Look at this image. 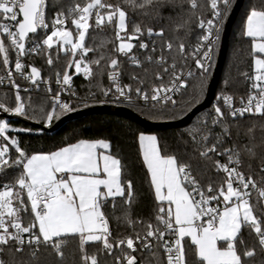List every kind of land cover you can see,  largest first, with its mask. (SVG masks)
<instances>
[{
    "label": "snow or ice",
    "instance_id": "1",
    "mask_svg": "<svg viewBox=\"0 0 264 264\" xmlns=\"http://www.w3.org/2000/svg\"><path fill=\"white\" fill-rule=\"evenodd\" d=\"M234 3L0 0V264H46L45 254L69 264L72 243L71 264H264V138L256 137L257 124L264 132V0L246 11L245 94L221 91L175 147L137 133L147 215L137 212L140 193L110 139L29 151L25 136L35 129L9 119L51 128L111 98L183 120L204 101ZM124 60L133 66L127 83ZM75 77L87 82L84 95Z\"/></svg>",
    "mask_w": 264,
    "mask_h": 264
},
{
    "label": "trees",
    "instance_id": "2",
    "mask_svg": "<svg viewBox=\"0 0 264 264\" xmlns=\"http://www.w3.org/2000/svg\"><path fill=\"white\" fill-rule=\"evenodd\" d=\"M236 1L237 0H235L234 6L236 4ZM253 2L259 5L260 0H245L243 7L238 14L239 16L235 24L233 25L232 28L233 30L229 39L230 46L226 56L227 59L222 72L223 75L218 85L219 88L217 90L216 96L221 91H227L229 94H233L235 97L238 98L241 95H244L246 92L247 84L245 82L242 73L251 72V61L253 54L251 51V42L249 38H246L243 35V29L246 21V11L249 7V4ZM145 22L154 24L155 20L145 21ZM156 43L159 44V41L157 40ZM220 43L221 40L218 43V46L215 51V56H214L215 60H214L213 68L215 67L218 60L217 56L221 47ZM134 52H136V54L138 56H141L142 58L143 54L140 50L134 49ZM33 64L41 69L43 75L47 76L51 74L50 69L44 62L42 56H39L37 60L33 62ZM62 65H63V61H61V63L58 64L56 67L60 68L62 67ZM213 68L211 69L210 79L213 74L212 73ZM123 69H124L122 75L123 82L125 83L130 82L129 73L133 71V66L130 63H128L126 60H124ZM210 79L208 81V84L210 83ZM225 80L228 81L227 88L225 87L224 84ZM76 83L80 95H84L86 93L85 85L87 82L84 81L82 78H78L76 80ZM103 83L105 86H108V80L106 78ZM98 98L103 99V97H98ZM97 105H101V103H92L89 107H96ZM129 108L152 122L154 121L169 122L165 120L164 117L172 114L170 112L164 113L158 110L153 111L150 107L143 105L129 106ZM210 109L211 107L205 111L200 112L196 116V118L198 116L203 115L206 111ZM196 118L191 124L183 127L182 129L150 131V130H145L143 127L137 125L135 122L126 118L123 119L113 115L87 116V117H83L80 120H77L76 122H72L68 124V126L62 128L59 132L54 134V136L47 135L45 131L41 132L40 130H42V126L37 124L38 126L41 127L39 128L31 127L35 129V131L32 134H26L25 145L28 147L29 151H33V150L39 151V150H52L62 145L65 142L68 141L74 142L75 140L80 138L110 139L114 145V149L119 151V153L124 157L125 161L129 164L132 173V178L134 179L137 190L140 193L139 196L140 202L137 208V212L140 215H147L152 207V198L146 180L145 170L143 169L142 165L139 162L138 145L136 143L137 133L141 131L145 133H154L158 136L162 145L175 147L180 134L184 132L189 126H191L196 121ZM13 123L15 126L18 127H25V126L30 127L26 123H21V122H13ZM241 133H243V129L241 130ZM256 137H257V141L264 138V132H262L259 124H257ZM209 175H211V173H209ZM66 251L68 253L69 264H71V261L73 259V254L76 252L75 243L70 244ZM42 259L46 261V264H51V257H48L47 254H45V257H42Z\"/></svg>",
    "mask_w": 264,
    "mask_h": 264
},
{
    "label": "water",
    "instance_id": "3",
    "mask_svg": "<svg viewBox=\"0 0 264 264\" xmlns=\"http://www.w3.org/2000/svg\"><path fill=\"white\" fill-rule=\"evenodd\" d=\"M245 0H237L235 6L233 7L232 12L229 14V18L227 19L224 25V32L221 39V47L218 53V60L213 69V74L210 79V83L208 84L206 97L202 104L197 105L192 111L189 112L188 116H185L183 120L171 121V122H152L142 115L137 114L132 109L127 106L123 107L120 105L114 104H101L96 107H87L82 108L81 110H77L76 112L70 113L66 116H63L60 120L55 121L54 125L51 128H44L45 132L49 136H54L57 132H59L62 128L68 126V124L72 122H76L77 120L82 119L87 116H96V115H113L123 119H129L135 122L137 125L143 127L145 130L155 131V130H169V129H182L183 127L191 124L196 116L211 107L212 101L215 99L218 85L223 75V69L226 62V56L229 50V39L232 33L233 25L235 24L238 14L241 11ZM195 114V115H194ZM9 119L13 122H21L26 123L30 127H41L35 124L34 122L24 120L19 117H9Z\"/></svg>",
    "mask_w": 264,
    "mask_h": 264
},
{
    "label": "built area",
    "instance_id": "4",
    "mask_svg": "<svg viewBox=\"0 0 264 264\" xmlns=\"http://www.w3.org/2000/svg\"><path fill=\"white\" fill-rule=\"evenodd\" d=\"M223 32H224V26H223V29H222V32H221V39H222V36H223ZM220 39V40H221ZM220 42V41H219ZM218 42V43H219ZM218 46V45H217ZM217 48V47H216ZM215 51H216V49H215ZM39 56H34V57H32L31 59H30V62L31 63H33L35 60H37V58H38ZM215 60V59H214ZM189 63H191V61H189ZM214 69V68H213ZM78 78H81V77H75L74 78V87L76 88V90H77V92L80 94V92H79V90H78V86H77V83H76V80L78 79ZM122 81H123V76H122ZM109 83V82H108ZM53 87L55 88V84H53ZM65 98H67V97H65ZM216 98V97H215ZM213 103L215 102V99L212 101ZM212 103V104H213ZM103 104H107V105H110V104H114V105H120V106H123V107H125V106H127L128 108H129V105L128 104H126V103H121V102H119V101H112V99L111 98H109V102H106V103H103ZM211 104V105H212ZM139 105H143V103L142 102H135L134 101V103L131 105V106H139ZM143 106H145V105H143ZM82 108H84V107H78V110H81ZM53 126V125H52ZM51 126V127H52ZM44 128H49V127H44ZM44 128H42V130H40L41 132L42 131H45L44 130Z\"/></svg>",
    "mask_w": 264,
    "mask_h": 264
},
{
    "label": "rangeland",
    "instance_id": "5",
    "mask_svg": "<svg viewBox=\"0 0 264 264\" xmlns=\"http://www.w3.org/2000/svg\"><path fill=\"white\" fill-rule=\"evenodd\" d=\"M151 134H154V133H151Z\"/></svg>",
    "mask_w": 264,
    "mask_h": 264
}]
</instances>
